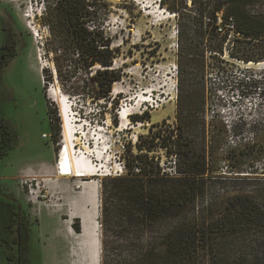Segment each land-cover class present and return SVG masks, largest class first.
Masks as SVG:
<instances>
[{"label":"rangeland","instance_id":"374dc122","mask_svg":"<svg viewBox=\"0 0 264 264\" xmlns=\"http://www.w3.org/2000/svg\"><path fill=\"white\" fill-rule=\"evenodd\" d=\"M107 1L113 12L106 30L117 49L114 66L122 78L115 82L110 101L101 102L107 106L103 117H93L91 105L83 107L87 116L81 115L82 105L73 101L72 116L79 128L74 156L85 150L95 166L104 165L110 174L92 177L101 184L105 178L127 174L119 175V168L139 152L137 143L144 144L146 152L154 133L172 130L194 158L208 155L214 171L198 205H212L219 212L228 197L264 180V59L252 60L261 65H247L228 50L234 47L243 54L260 45L236 40L239 36L231 26L223 53L205 48L207 19L198 16V6L190 1L187 6L182 0ZM171 7L181 9V16ZM44 10L43 0H0L1 143L8 141L7 130L14 133V148L0 158V200L24 203L30 217L32 264H75L80 232L68 223L78 218L70 215L71 201L83 178L63 177L56 168L66 160V145L62 139L53 140L48 114V102L58 113L61 106L52 94L57 83L46 86L43 78L49 35L41 20ZM222 22L220 13L218 24ZM125 108L130 116L123 121L120 113ZM137 115L147 119L136 121ZM149 154L148 159L168 172L174 170L175 160L182 164L175 150L167 152L159 144H152ZM12 254H17L15 244L1 246L0 264H18L17 258L10 259Z\"/></svg>","mask_w":264,"mask_h":264},{"label":"trees","instance_id":"16d2710c","mask_svg":"<svg viewBox=\"0 0 264 264\" xmlns=\"http://www.w3.org/2000/svg\"><path fill=\"white\" fill-rule=\"evenodd\" d=\"M189 1L198 6V16L207 19L205 48L223 53L232 26L239 36L236 40L255 41L260 48L240 54L231 47L230 55L246 62L264 59V0H182L186 6ZM43 2L41 20L49 31L44 41L45 85L57 83L82 105L81 115L87 116L83 107L91 105L93 117L105 116L107 106L101 102L110 101L115 82L122 78V71L114 66L118 52L106 30L112 4L107 0ZM171 10L181 16V9ZM48 114L53 140L60 142L62 117L51 102ZM12 130L5 132L7 142L0 141V158L14 148ZM154 134L146 152L145 145L137 143L139 152L126 161V175L101 181V264H264V180L228 197L219 212L212 205L199 207L214 171L208 155L194 158L181 135L174 137L172 130ZM152 144L180 156L177 175L162 174L160 164L148 159ZM73 228L81 232L80 218ZM7 243L17 246L10 259L32 264L30 217L16 199L0 200V247Z\"/></svg>","mask_w":264,"mask_h":264},{"label":"bare ground","instance_id":"6f19581e","mask_svg":"<svg viewBox=\"0 0 264 264\" xmlns=\"http://www.w3.org/2000/svg\"><path fill=\"white\" fill-rule=\"evenodd\" d=\"M247 65H261L253 61L245 62ZM56 84V83H55ZM52 94L57 97L61 106V117H62V143L66 145V149H63L62 153L66 159L57 164L58 168H64V173L67 175H76L83 179L79 180L82 191L78 198L72 204L73 214L71 217L80 218L81 232L78 237V247L76 249L75 264H101V234H100V181L94 176H105L110 173H106L107 170L102 167L95 166L91 162L90 156L87 155L88 151L83 150L78 156H74V151L77 150V140L79 138V129L75 122L72 113H75L73 109V100L64 94L56 84ZM130 109L125 108L120 113V118L125 121L130 116ZM66 152H69L65 157ZM75 151V155H77ZM102 171V172H101ZM87 177V178H84ZM73 236V234H72ZM63 240L59 241L61 244ZM77 243V242H76ZM64 260H67L68 253L64 251Z\"/></svg>","mask_w":264,"mask_h":264},{"label":"built area","instance_id":"2783aa9c","mask_svg":"<svg viewBox=\"0 0 264 264\" xmlns=\"http://www.w3.org/2000/svg\"><path fill=\"white\" fill-rule=\"evenodd\" d=\"M44 136L47 137L48 135L47 134H44ZM123 147H125V144H123ZM174 163H175L174 168H173L174 170L173 171L170 170V172L166 171V169L163 168L162 165H160L162 167V174H167V175H170V176L177 175L178 174V172H177L178 164H177V161L176 160L174 161ZM125 167H126L125 164L123 166L122 165L120 166V168H119L120 173H118L119 175H122L125 172L127 173V171H125ZM135 170L137 172H140V168H138V167ZM25 183L28 184V180H26Z\"/></svg>","mask_w":264,"mask_h":264},{"label":"crops","instance_id":"0c3cea01","mask_svg":"<svg viewBox=\"0 0 264 264\" xmlns=\"http://www.w3.org/2000/svg\"><path fill=\"white\" fill-rule=\"evenodd\" d=\"M45 166H47V165H45ZM56 168H57V172H58V174L59 175H61V176H63V177H67V178H71V177H73V176H75V175H67V174H65L64 173V168H58L57 167V165H56ZM79 184V185H78ZM77 185L79 186V188H80V190L78 191V193H77V195L72 199V201H71V213H70V215L71 214H73V207H72V204L74 203V201L78 198V196L80 195V193H81V191H82V188H81V186H80V183H78ZM21 202H22V200H21ZM22 205H23V208H25V206H24V203L22 202ZM73 218V217H72ZM68 225H69V227H70V229H73V225L71 224V223H68Z\"/></svg>","mask_w":264,"mask_h":264},{"label":"water","instance_id":"95a60500","mask_svg":"<svg viewBox=\"0 0 264 264\" xmlns=\"http://www.w3.org/2000/svg\"><path fill=\"white\" fill-rule=\"evenodd\" d=\"M60 153H61V148L59 149V155H60Z\"/></svg>","mask_w":264,"mask_h":264}]
</instances>
